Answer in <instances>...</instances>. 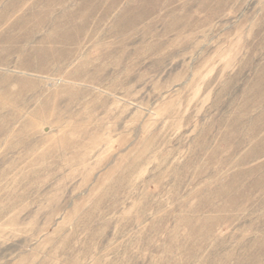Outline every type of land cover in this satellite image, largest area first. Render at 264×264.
Returning a JSON list of instances; mask_svg holds the SVG:
<instances>
[{
    "label": "rangeland",
    "instance_id": "374dc122",
    "mask_svg": "<svg viewBox=\"0 0 264 264\" xmlns=\"http://www.w3.org/2000/svg\"><path fill=\"white\" fill-rule=\"evenodd\" d=\"M65 5L102 44L0 71L35 83L0 114V264H264V0Z\"/></svg>",
    "mask_w": 264,
    "mask_h": 264
},
{
    "label": "bare ground",
    "instance_id": "6f19581e",
    "mask_svg": "<svg viewBox=\"0 0 264 264\" xmlns=\"http://www.w3.org/2000/svg\"><path fill=\"white\" fill-rule=\"evenodd\" d=\"M68 1L69 0H33L31 2L29 1L30 3L28 5H24V6H19L16 1H13L10 3L8 1V4L0 5V71H3L5 73H9V74H13V75L17 74V76L20 75L21 77L24 76V78H25V76L30 77V78L31 77L37 78V76L32 74V73L28 74V71H30L32 69H34L35 71H36V69H42L43 67H45V65L47 63L46 61H48V60H51L52 62L62 63L63 61L65 62L66 58H70V57H73V58L79 57L80 58L81 55L82 54L84 55V53L86 51L91 50L92 48L97 47V46L102 44L101 38L103 37V35L105 36V34L103 33L102 28H101L103 22H101V20L94 22L88 18L89 16H85L83 18H78L77 15L74 14V12L69 11V10L66 11V5L65 4ZM97 1H99V0H97ZM88 5H89V3H88ZM101 6H102V3H101ZM107 6H109V5H107ZM110 6H111V4H110ZM90 8H91V6H90ZM112 8H110V10ZM130 9H129V11H130ZM94 12L96 13V11H94ZM122 13H123V11H122ZM126 13H128V12H126ZM59 14H61V15H59ZM139 15H140V13L137 14L136 16H139ZM90 16H92V15H90ZM126 16H127V14H126ZM113 18H115V17H113ZM134 18H133V20H136ZM130 24L132 25V23H128V22L125 23L124 22L123 24H120V25H121V28L123 30H125V29L129 28ZM133 24H135V23H133ZM138 24H140V23H138ZM111 26H112V24H111ZM141 27H143V26H141ZM144 27L146 28V26H144ZM112 28H110V29H112ZM121 28L119 26L118 29H120V31L123 32V30H121ZM105 31H108V30H105ZM140 31H142V29ZM140 31L138 30V32H140ZM143 34H144V32H143ZM139 37H141V36H139ZM133 40L134 39H132V43L134 42ZM116 42L117 41H114V43H116ZM51 46L55 49L58 48L60 50L58 52H56L55 49L50 48ZM47 47H49V48H47ZM59 47H61V48H59ZM108 48L109 47H107V49ZM134 49L138 50V48H136V47ZM109 50H112V49H109ZM121 50L123 52H125L123 49H121ZM137 50H136V52L140 53L141 50L140 51L139 50L137 51ZM147 50H148V48H147ZM118 51H120V50H118ZM107 55H108V52H107ZM12 59H16L18 61V63L16 64L18 71L17 70L14 71L15 69L13 71L9 70V68L12 67V66L10 67ZM51 63H49V64H51ZM51 66L53 67L54 64ZM48 68H49V66H48ZM56 69H58V67ZM3 77H4V75H3ZM87 77L88 76H86V78ZM31 80H22V79H15V78L6 79L5 78L4 80L0 81V114L3 112L8 114V112H6V106H7V109L14 110L17 107V105H19V103L21 104V101L25 100V97L27 96L28 93L33 92V89H34L33 86L35 83L32 82ZM10 86L15 88L16 90H12V87H10ZM257 93H258V91H257ZM33 99H35V98H33ZM25 102H27V101H25ZM4 105H6V106H4ZM5 124L6 123H4L3 125H0V128L4 127Z\"/></svg>",
    "mask_w": 264,
    "mask_h": 264
}]
</instances>
